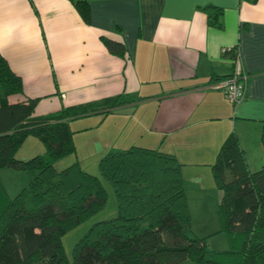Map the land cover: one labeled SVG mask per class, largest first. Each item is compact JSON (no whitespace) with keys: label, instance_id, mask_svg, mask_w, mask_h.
<instances>
[{"label":"crops","instance_id":"0c3cea01","mask_svg":"<svg viewBox=\"0 0 264 264\" xmlns=\"http://www.w3.org/2000/svg\"><path fill=\"white\" fill-rule=\"evenodd\" d=\"M75 1L0 0V55L24 95L38 98L35 115L118 93L143 98L70 124L79 122L76 130L99 158L133 145L174 154L186 198L199 205L218 204L210 167L230 133L250 170L264 165V0H85L88 23ZM207 5L222 10L220 27L207 23L200 9ZM104 37L122 40L127 59L111 54ZM231 46L248 75L235 110L212 87L231 73L222 53Z\"/></svg>","mask_w":264,"mask_h":264},{"label":"trees","instance_id":"16d2710c","mask_svg":"<svg viewBox=\"0 0 264 264\" xmlns=\"http://www.w3.org/2000/svg\"><path fill=\"white\" fill-rule=\"evenodd\" d=\"M74 3L88 23L87 2ZM200 9L210 26H221L220 8ZM102 41L111 54L127 59L122 40ZM222 53L233 60L236 46ZM142 99L118 93L35 115L38 98L24 95L20 76L0 55V168L29 175L28 184L14 196L0 184V264H264V165L249 169L234 133L222 142L211 164L220 191L219 231L227 248L208 256V236L192 232L182 164L176 156L133 145L99 158L98 172L111 183L116 214L93 222L68 260L62 236L99 212L107 195L99 177L83 170L77 160L56 169L61 157L75 152L70 121L90 114L103 118ZM28 136L40 141L44 153L18 158L16 151ZM260 140L264 148V120Z\"/></svg>","mask_w":264,"mask_h":264},{"label":"rangeland","instance_id":"374dc122","mask_svg":"<svg viewBox=\"0 0 264 264\" xmlns=\"http://www.w3.org/2000/svg\"><path fill=\"white\" fill-rule=\"evenodd\" d=\"M78 124L79 122L70 124L71 129L74 130L75 152L61 157L56 162V169L60 170L63 167H66L67 165L72 163V161L77 160L80 167L83 170L91 174H95L99 177L104 189L106 190L107 195H106L105 205L99 212L94 214L92 217H90L88 220L84 221L83 223L69 229L62 236L61 240L68 260H71L72 249L74 244L88 231V229L90 228L93 222L101 219L110 218L116 214V200L114 197L111 183L99 174L98 172L99 157L95 156L96 154L93 153L94 152L93 150H89L87 148L88 146L87 143L85 146L86 138L80 137L84 133V131L76 130L75 128ZM39 144L41 145L40 141L37 138L33 136H28L16 151V156L18 158L23 157L22 159H28L36 155L37 153L38 154L44 153L43 146L41 148V152L36 150V147ZM257 169L259 168H255L251 170L255 171ZM8 170L9 171H7L5 168H0V184L7 190L10 196H14L22 187L28 184L29 175L28 173H26V171L23 170L22 171L19 170L10 171V169ZM24 175L28 177L24 178ZM218 192L220 197V191L218 190ZM189 199L190 200L186 198L188 209L191 216L192 232L199 236H208L207 255L209 256L212 253V251L221 250V248H219L221 244L225 245L224 247L227 248L225 234L222 231H219L220 224L218 222V219L216 217H213V213L214 216L216 213L217 203L213 205L214 202H211V207H210L206 201H204L203 204L199 205L198 202H196L195 198L193 200L191 198ZM203 211L206 219L208 220L203 218ZM198 214L200 215L201 218L199 217ZM209 214H212L211 218H209L208 216ZM207 228L209 229L210 232H205ZM211 231L214 232L209 235L208 233H211ZM181 264H195V263L192 260H186Z\"/></svg>","mask_w":264,"mask_h":264},{"label":"built area","instance_id":"2783aa9c","mask_svg":"<svg viewBox=\"0 0 264 264\" xmlns=\"http://www.w3.org/2000/svg\"><path fill=\"white\" fill-rule=\"evenodd\" d=\"M248 75L244 71L241 61L236 53L232 60V70L228 77L215 82L212 87L223 92L224 96L230 101L234 107L243 101L246 95Z\"/></svg>","mask_w":264,"mask_h":264}]
</instances>
